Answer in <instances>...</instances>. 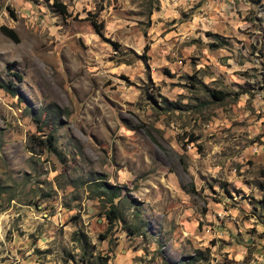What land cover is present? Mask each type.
<instances>
[{
	"label": "rangeland",
	"instance_id": "obj_1",
	"mask_svg": "<svg viewBox=\"0 0 264 264\" xmlns=\"http://www.w3.org/2000/svg\"><path fill=\"white\" fill-rule=\"evenodd\" d=\"M60 1L0 0V264H264V0Z\"/></svg>",
	"mask_w": 264,
	"mask_h": 264
},
{
	"label": "trees",
	"instance_id": "obj_2",
	"mask_svg": "<svg viewBox=\"0 0 264 264\" xmlns=\"http://www.w3.org/2000/svg\"><path fill=\"white\" fill-rule=\"evenodd\" d=\"M55 6L58 8L59 11L61 12H65V4L60 1V0H55L54 2ZM1 30L8 35L9 37H11L13 40L18 41L19 37L18 34L16 32V30L13 27L7 26V25H1ZM19 76V74H16ZM0 86L7 89L8 91H10L11 93H16L14 90H9V86L8 84H5L3 82H0ZM224 92L220 89L217 90H212V95L217 98V99H222L224 97ZM38 122V119H35ZM45 142V147L47 149H53V144H54V134L52 132H49L45 138V140H43ZM104 187L105 190L103 192V195H107L108 197V201L110 202L111 206H110V211H111V215L112 217H115V204H114V198L119 197L120 195V191L121 188L119 186H115V185H108L107 183L104 182ZM105 193V194H104ZM104 197V196H103Z\"/></svg>",
	"mask_w": 264,
	"mask_h": 264
}]
</instances>
